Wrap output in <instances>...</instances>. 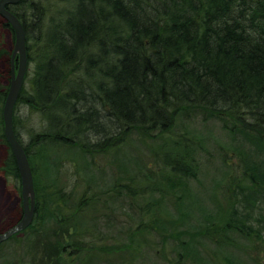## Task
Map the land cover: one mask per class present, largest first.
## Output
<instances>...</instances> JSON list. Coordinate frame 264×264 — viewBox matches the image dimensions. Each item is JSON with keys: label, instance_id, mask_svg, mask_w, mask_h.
I'll list each match as a JSON object with an SVG mask.
<instances>
[{"label": "trees", "instance_id": "16d2710c", "mask_svg": "<svg viewBox=\"0 0 264 264\" xmlns=\"http://www.w3.org/2000/svg\"><path fill=\"white\" fill-rule=\"evenodd\" d=\"M7 9L23 25L34 65L30 86L24 84L15 106L14 130L31 164L36 213L32 225L0 252L41 231L52 213L59 224L71 225L60 217L75 205L60 186L62 149L78 150L74 158L82 161L130 146L133 139L152 140L162 144L157 160L166 171L195 178L199 141L192 122L198 116L221 124L243 174L224 227L264 244V0H21ZM3 26L14 36L7 22ZM12 56L0 50V59L8 57L10 64L6 85L0 77V143L7 150L0 170L21 193L3 121ZM19 104L42 118L27 144L17 128ZM124 188L136 193L129 183ZM85 194L77 214H85ZM114 249L119 247L103 252ZM89 254L93 262L96 255Z\"/></svg>", "mask_w": 264, "mask_h": 264}, {"label": "rangeland", "instance_id": "374dc122", "mask_svg": "<svg viewBox=\"0 0 264 264\" xmlns=\"http://www.w3.org/2000/svg\"><path fill=\"white\" fill-rule=\"evenodd\" d=\"M3 24L0 16V50L11 55L15 38ZM9 66L8 57L0 59L3 85L7 84ZM33 67L29 65L27 87ZM16 115L19 135L27 144L29 131L40 128L41 115L23 104L18 105ZM192 126L199 141L195 178L183 179L166 171L157 160L162 144L152 140L133 139L130 146L84 156L82 161L74 158L78 150L62 149L60 186L66 187L67 201L75 205L60 217L70 219L71 225L59 224L50 214L41 231L28 232L22 241L8 243L0 252V264H264L261 239L224 227L231 219L234 193L243 180L226 132L217 121L201 116ZM6 155L0 143V168ZM87 162L90 166L86 169L83 165ZM40 178L46 181L43 174ZM128 183L136 189L134 195L126 192ZM83 194L88 204L85 214H77L74 208ZM21 206L14 180L0 170V233L17 224ZM136 230L137 235H132ZM176 235L182 240L175 239ZM129 243L132 245L126 248ZM64 246L67 252L63 254ZM115 247L123 249L103 252ZM90 252L96 255L93 262L87 260Z\"/></svg>", "mask_w": 264, "mask_h": 264}, {"label": "water", "instance_id": "95a60500", "mask_svg": "<svg viewBox=\"0 0 264 264\" xmlns=\"http://www.w3.org/2000/svg\"><path fill=\"white\" fill-rule=\"evenodd\" d=\"M21 0H0V16L10 24L15 35V49L13 59L18 57V70L12 67V80L3 108L4 135L11 147L12 153L18 165L21 178V200L23 218L15 226L0 234V246L17 234L27 230L33 223L36 211V190L34 176L30 161L22 145L18 141L14 130L15 106L23 89L26 75L29 69V56L26 44V35L21 21L10 11L7 6L16 5Z\"/></svg>", "mask_w": 264, "mask_h": 264}, {"label": "flooded vegetation", "instance_id": "af4514ba", "mask_svg": "<svg viewBox=\"0 0 264 264\" xmlns=\"http://www.w3.org/2000/svg\"><path fill=\"white\" fill-rule=\"evenodd\" d=\"M4 22H6V21H4ZM12 67H13V66H12ZM14 68H15V71H16L17 69H16L15 64H14ZM11 74H12V68H11ZM11 78H12V77H11ZM35 213H36V211H35ZM23 215H24V212H23V208H22V206H21L18 222L21 221V219L23 218ZM18 222H17V223H18ZM14 226H15V225H14ZM11 228H12V227H11ZM5 232H6V231H5ZM2 233H4V232H1L0 234H2Z\"/></svg>", "mask_w": 264, "mask_h": 264}]
</instances>
